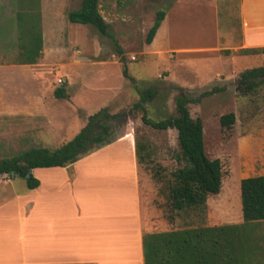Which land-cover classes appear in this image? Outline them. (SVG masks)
I'll return each mask as SVG.
<instances>
[{"label":"rangeland","instance_id":"1","mask_svg":"<svg viewBox=\"0 0 264 264\" xmlns=\"http://www.w3.org/2000/svg\"><path fill=\"white\" fill-rule=\"evenodd\" d=\"M190 1L193 2L183 13L186 23L179 27L189 33L173 34L169 44L176 46L166 50L160 44L162 39L155 46L148 45L146 35L156 13L168 14L175 0H100L101 14L110 25L111 37L102 35L92 25L68 20V14L78 10L82 0H39L46 54L38 65L26 68L17 64L20 53L17 15L27 3L0 0V160L34 147L51 146V150H56L74 139L89 117L102 109L111 114L131 112L118 132V140L128 136L132 145L144 146L143 179L155 185L153 195L148 190L144 192L146 211L148 206L157 207L169 221L167 229L161 226L158 231L183 229L185 211L172 213L167 205L172 173L179 167L178 132L158 131L145 125L144 113L134 111L133 107L143 91L155 89V99L144 104L147 117L153 122L166 120L176 115V97L179 89L184 88L196 99L189 108L194 119L203 121L206 154L211 160L220 159L225 172L222 198L215 203L211 200V210L208 206L205 211L193 210L192 227L216 225L213 220L222 213L229 215L234 211L242 215L238 182L264 175V77L259 79L263 84L252 94L240 97L237 93L242 87L240 75L263 67L264 54L237 52L239 0H220L217 28L206 25L201 18L207 1ZM118 47L126 56L129 78L124 77L125 66L120 62ZM180 48L192 52L182 54ZM227 50L229 54L225 53ZM75 60L81 63L75 64ZM45 63L55 67L48 69ZM233 73L238 77L236 83L218 86L214 83L215 77L232 79ZM58 79L64 81L62 86L57 84ZM59 87L66 89L67 98L56 99L54 93ZM214 87L226 90L200 99ZM229 113L235 114L236 122L231 128H224L221 117ZM51 115L57 117L52 121ZM50 126L55 128L54 132ZM254 140L260 141L261 148ZM119 151L111 150L92 161L106 164L125 160ZM94 172L92 209L106 211L111 209L103 192L108 181L102 174L107 171L99 167ZM62 202L54 199L49 206L56 210ZM33 208L34 213L27 215ZM41 208V197L32 195L24 179L0 176V250L15 244L24 218L39 221ZM236 223L241 225L243 220ZM259 227L264 229V222ZM261 249L264 250V245ZM261 254L264 261V252Z\"/></svg>","mask_w":264,"mask_h":264},{"label":"trees","instance_id":"2","mask_svg":"<svg viewBox=\"0 0 264 264\" xmlns=\"http://www.w3.org/2000/svg\"><path fill=\"white\" fill-rule=\"evenodd\" d=\"M22 11L17 15L18 48L17 64H36L43 55L44 37L39 0H19ZM166 11L156 13L153 26L146 35V43L151 45L166 18ZM73 24L92 25L102 35L110 36V25L105 21L100 10V0H82L78 10L68 14ZM230 51H225L229 54ZM120 62L124 64L126 56L118 47ZM243 55L264 54V49L242 50ZM124 77L129 78L124 67ZM264 66L248 70L240 75V88L237 96L244 97L255 92L262 84ZM176 97V115L166 120L153 122L147 117L144 104L156 97L155 89L141 93L140 101L134 105V111H142L145 125L158 131L176 130L180 148L179 167L172 173L173 181L168 187L167 205L172 213L200 209L205 211L210 196L222 191L224 167L220 159L211 160L205 151L204 126L200 118L194 119L190 104L196 102L188 92L179 89ZM225 87H214L205 92L200 99L224 92ZM57 99L67 98L66 89L59 87L54 93ZM199 100V99H198ZM131 112L111 114L102 109L89 117L86 126L74 139L56 150L34 147L12 157L0 160V176L22 178L27 189L34 190L40 181L33 175V170L44 168H65L91 153L109 146L119 139V130L126 124ZM236 122L234 113L221 117V125L231 128ZM137 146L138 160L142 162L141 150ZM30 175V177H27ZM242 212L244 223L222 227H199L144 236L145 264H264L258 255L261 249L253 232L248 228L259 227L264 222V175L241 181Z\"/></svg>","mask_w":264,"mask_h":264},{"label":"crops","instance_id":"3","mask_svg":"<svg viewBox=\"0 0 264 264\" xmlns=\"http://www.w3.org/2000/svg\"><path fill=\"white\" fill-rule=\"evenodd\" d=\"M206 1L207 4L202 7L201 18L204 19L206 25L217 28L220 0ZM192 2L190 0H175L152 45L155 46L162 41L160 44H164L167 50L176 46L169 44L173 34L189 33L188 29L179 27L186 23V15L183 13ZM170 14L172 15L170 16ZM239 15L240 46L237 52L246 49H264V0H239ZM201 32H205V30H201ZM201 32L199 31V34ZM213 34L215 35V33ZM216 35L219 38V30L216 31ZM179 50L182 54H185L183 52H192L190 49L180 48ZM216 53L221 56L220 52ZM45 54L44 42L40 62ZM39 61L33 65L19 64V66L31 68L38 65ZM74 63L81 62L75 60ZM44 66L48 69L55 67L48 63H45ZM215 78L214 83L217 86L232 81L236 83L238 79L234 73L232 79L223 76ZM54 117L57 116L51 115L52 119L50 120L53 121ZM49 128L52 131L55 129L53 126ZM126 138L93 152L65 168L33 170L32 173L40 181V186L29 191L32 195L41 197L42 208L39 221L32 220V223L29 219L24 218L25 224L21 223L15 244L0 250V264H145L143 240L146 234L192 229L193 222L190 214L193 210H187L183 221L185 228L157 230L161 226L167 229L170 223L157 207L148 206L146 211L144 192L148 190L153 195L155 185L151 181L146 182L143 179L144 173L138 160L136 146L129 143L130 137ZM253 143L258 149L261 148L259 140H254ZM50 147L46 146L45 148L50 149ZM111 150H120L119 152L124 154L125 160L106 164L92 161L96 156L109 153ZM99 167L107 171L102 174L108 181L103 192L105 199L110 204L107 207H111V209L106 211L93 210L95 197H90L91 183L95 179L93 178L94 171ZM241 181L238 182V187H240L238 196L241 195ZM223 189L222 187L220 194L208 198L207 206L210 210L211 200L213 199L214 203L220 200ZM54 199L63 201L59 205V209L50 208L49 202ZM97 200L99 202L101 197ZM215 207L220 206L215 204ZM241 208L242 198L240 210ZM34 210V208L31 209L27 215L31 216ZM240 219L243 220V212L242 215L234 211L229 215L222 213L215 216L213 221L216 225L206 227L240 225L236 223ZM27 221H30L31 224ZM248 229L255 235V240L260 245H264V229L260 227L255 230ZM261 255L260 253L258 258H261Z\"/></svg>","mask_w":264,"mask_h":264},{"label":"built area","instance_id":"4","mask_svg":"<svg viewBox=\"0 0 264 264\" xmlns=\"http://www.w3.org/2000/svg\"><path fill=\"white\" fill-rule=\"evenodd\" d=\"M56 82L59 86H62L64 84V81L62 79H58Z\"/></svg>","mask_w":264,"mask_h":264},{"label":"water","instance_id":"5","mask_svg":"<svg viewBox=\"0 0 264 264\" xmlns=\"http://www.w3.org/2000/svg\"><path fill=\"white\" fill-rule=\"evenodd\" d=\"M17 177V176H16ZM27 177H30V175H28Z\"/></svg>","mask_w":264,"mask_h":264}]
</instances>
